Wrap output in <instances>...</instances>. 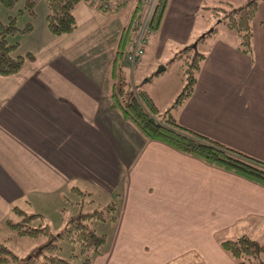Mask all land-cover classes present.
Here are the masks:
<instances>
[{
  "label": "crops",
  "instance_id": "crops-1",
  "mask_svg": "<svg viewBox=\"0 0 264 264\" xmlns=\"http://www.w3.org/2000/svg\"><path fill=\"white\" fill-rule=\"evenodd\" d=\"M217 1L164 0L157 26L144 34L135 74L151 80L150 59L167 49L159 60L164 68L174 53L170 43L179 48L205 30L194 26L195 14ZM110 2L114 8L106 12L79 0L71 30L51 34L32 23L15 38L18 51L31 57L0 74V235L10 228L3 218H15L11 204L24 209L20 204L32 202L40 206L29 211L43 215L45 199L58 203L75 184L92 194L98 189L90 205L115 203L89 264H235L218 240L240 233L264 238V185L144 138L110 104L116 46L124 26L132 28L129 19L143 11L135 16L136 0ZM250 29V54L234 46L235 36L209 39L174 115L264 160V0L255 5ZM131 74L129 68L127 79L136 84ZM167 82L158 73L150 87L163 92Z\"/></svg>",
  "mask_w": 264,
  "mask_h": 264
},
{
  "label": "trees",
  "instance_id": "trees-1",
  "mask_svg": "<svg viewBox=\"0 0 264 264\" xmlns=\"http://www.w3.org/2000/svg\"><path fill=\"white\" fill-rule=\"evenodd\" d=\"M16 1L0 0V5L6 8V19H0V74L15 71L24 59L31 57L29 51H18L17 39L10 40L7 36L15 32L24 33L31 29V18L35 14L34 5L38 0H20L16 10H13ZM77 1L79 0H43L44 25L48 32L60 34L74 27L71 9ZM257 1L218 0L207 6L212 15L217 16L225 27L235 32L237 36L235 47L246 54H250L251 51L250 19ZM92 2L96 8L106 12L114 8L112 4L109 7H102L99 0H92ZM136 2L135 7L142 5L140 0ZM163 2L164 0L153 1L145 20V32L154 30L157 26ZM118 4L119 2H116L115 6ZM19 11H26L29 16L21 25L15 23V12ZM124 28L125 31L122 30L116 46V54L120 55L128 48L134 31L131 28L132 33L128 36L126 35L128 25ZM215 30V25H211L194 36L193 44L189 41L172 54V58L179 59L181 83L171 104L158 110L142 85L132 83L121 74L119 60L109 90V102L119 108L121 114L134 124L144 138L162 141L207 164L264 185L263 159L188 128L180 124L174 115L173 109L190 94L200 62L205 55L204 52L196 49L194 44L203 41ZM155 72L152 71L153 74ZM146 78L148 79L149 75ZM67 189L77 194V198L71 199V209L65 206L58 207L63 223L55 231H52L48 223L42 220L40 212L26 211L15 204L9 206V211L15 215V218L6 216L3 221L15 233L28 236L42 235L43 238L31 245L23 255L16 254L0 239V264H89L91 257L100 251L104 241V233L96 232L91 222L93 219L113 220L115 203L113 200H108L101 205H90L93 202L91 190L80 188L75 184H70ZM58 238L70 244V252L67 256L57 253ZM218 244L235 264H264V258L261 257L264 251V238L258 240L240 233L235 237L221 238Z\"/></svg>",
  "mask_w": 264,
  "mask_h": 264
},
{
  "label": "rangeland",
  "instance_id": "rangeland-1",
  "mask_svg": "<svg viewBox=\"0 0 264 264\" xmlns=\"http://www.w3.org/2000/svg\"><path fill=\"white\" fill-rule=\"evenodd\" d=\"M88 1L92 2V0H88ZM232 1L234 2L236 0H232ZM19 4H20V0H17L12 9L16 10L17 5H19ZM207 6H205V8L202 9V11H198L195 14V21L198 23L194 24V26H197V25L203 26L204 29H208L211 25H215V27H216V30L212 35H209L203 41H198L194 44L195 45L194 47L196 49H198L204 53H206L208 51L209 39L215 35L220 36L222 38H228V36H235V41L237 40V36H236L235 32L232 31L231 29H228L227 27H225L223 25V23L218 19L217 16L212 15L211 11H209V8ZM144 8H145L144 4H142L141 6H138L136 8V15L135 16H137L138 13H140V11H142V10L144 11ZM201 8H202V6H200V9ZM34 10H35L34 17L31 18L32 23H35V26L37 28L41 25L44 26L43 15H44L45 8H44L43 0H38L35 3ZM28 18H29V16L26 13V11L15 12V23L17 25H21L22 22ZM0 19H2V20L6 19V8L2 5H0ZM132 19H134V18H132ZM131 22H132V20H130V23ZM131 31L132 30L129 27L127 32H126V35H128V36L131 35V33H132ZM199 33H201V31ZM13 34L15 36H12V34H9L7 36V38L10 40L15 39L17 37L18 33L15 32ZM189 41H191V43L193 44L194 39L190 38ZM170 46H171V50L173 48L174 51L177 49L176 47H178V45L172 44V43H170ZM179 46H180V44H179ZM234 46H235V44H234ZM166 53H167V49L164 48V49H162V52L159 54V56L150 59L148 71H151V72L155 71L159 65H162L163 63H160L159 60L164 61L163 56ZM121 55H122L121 58H119L120 56L118 57V60L120 62L119 63V67H120L119 71L121 72V74H123L126 77V79L128 77L127 75H129V68H130L131 71L134 73V74H131L133 81L136 82V84H138V82H139L141 85H143L144 88H146L147 90H150V93L154 97L156 103L159 105L157 108L158 110L162 109L166 105L171 104L173 97H174V93L178 90L180 83H181L180 68L178 65L179 59L171 57V58H168L167 60H165V62H164L165 67L156 71L157 73H155V74H153V73H151V75L148 74L151 76L150 77L151 80L146 81L144 79V77H145L144 74L143 75L135 74V71H138V69H136V70L134 69L135 63H133L132 65L127 64L126 61L123 60V54H121ZM118 60H117V62H118ZM158 73L162 76V78H164L168 81L163 92L154 91L153 86L150 87L151 81L155 78V76ZM154 89H155V87H154ZM174 109H173V111H174ZM97 191H98L97 188H93V194L94 195H95V193H97ZM62 192L66 195V197L65 198L61 197L60 199H58V203L54 202L52 200V197H51V198L45 199L44 201H49V202L44 203L42 206L43 220H45L48 223V225L52 231L59 229L63 223L62 219L60 218V212L57 210L58 208H56V207L57 206L58 207L59 206H65L67 209L68 208L71 209V206H72L71 205V201H72L71 199L77 198V194L68 191V189H66ZM20 205L24 209H26V211L27 210H35L37 207L40 206V205L32 204V202H31V204L24 202ZM91 223H92L94 230L96 232H103L105 230V228H107V226H108L107 219H104V221H102L100 219H93ZM1 234L2 235H0V239L4 238L5 244L18 255H23L25 253V251L27 249H29V247L31 245L37 243L38 241H40L43 238L42 235L28 236V235H24V234H17L11 228H8V227H6V232L1 231ZM253 235H256V234H253ZM259 239H263V238H259ZM57 243L59 245V248L57 249V253L59 255H62V256H67L68 253L70 252V244L66 240L59 239V238L57 239ZM261 257L264 258V251L261 253Z\"/></svg>",
  "mask_w": 264,
  "mask_h": 264
},
{
  "label": "built area",
  "instance_id": "built-area-1",
  "mask_svg": "<svg viewBox=\"0 0 264 264\" xmlns=\"http://www.w3.org/2000/svg\"><path fill=\"white\" fill-rule=\"evenodd\" d=\"M102 7H109L110 1L108 0H99ZM154 0H141L145 5L144 11L141 16L138 18L132 19L131 25L133 31V36L130 42L128 43V48L124 53V60L132 65L138 56L142 53L143 44H144V31L145 29V20L150 12L152 3Z\"/></svg>",
  "mask_w": 264,
  "mask_h": 264
},
{
  "label": "water",
  "instance_id": "water-1",
  "mask_svg": "<svg viewBox=\"0 0 264 264\" xmlns=\"http://www.w3.org/2000/svg\"><path fill=\"white\" fill-rule=\"evenodd\" d=\"M193 43H194V41H193ZM162 65H159L157 68H156V70L155 71H158V70H160V69H162Z\"/></svg>",
  "mask_w": 264,
  "mask_h": 264
}]
</instances>
